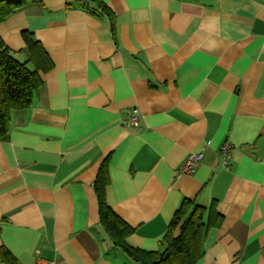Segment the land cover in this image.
I'll return each instance as SVG.
<instances>
[{
	"label": "crops",
	"instance_id": "1",
	"mask_svg": "<svg viewBox=\"0 0 264 264\" xmlns=\"http://www.w3.org/2000/svg\"><path fill=\"white\" fill-rule=\"evenodd\" d=\"M24 1L0 37L26 62L33 33L53 68L0 142V247L19 264H133L99 219L109 159L106 202L130 246L160 249L188 199L223 217L198 264H264V0H103L115 38L88 0Z\"/></svg>",
	"mask_w": 264,
	"mask_h": 264
},
{
	"label": "trees",
	"instance_id": "2",
	"mask_svg": "<svg viewBox=\"0 0 264 264\" xmlns=\"http://www.w3.org/2000/svg\"><path fill=\"white\" fill-rule=\"evenodd\" d=\"M85 8L100 15H106L112 23L115 35V16L103 0H88ZM25 1L0 0V23L21 10ZM93 4V8H90ZM90 5V6H88ZM93 12V13H94ZM28 61L17 60L11 49L0 37V142L10 139L12 116L17 111L32 108L44 81L41 73L46 74L53 68V62L42 44L33 33L23 31ZM34 66V70L29 65ZM110 182L109 159L101 166L94 190L98 199L99 219L115 246L137 264H198L203 257L204 239L211 227L220 226L223 217L216 212L215 204L207 209L194 201L184 199L178 208L169 231L156 251L134 248L127 239L135 230L107 204L105 190ZM180 226V233L175 231ZM0 264H19L16 257L2 246Z\"/></svg>",
	"mask_w": 264,
	"mask_h": 264
},
{
	"label": "built area",
	"instance_id": "3",
	"mask_svg": "<svg viewBox=\"0 0 264 264\" xmlns=\"http://www.w3.org/2000/svg\"><path fill=\"white\" fill-rule=\"evenodd\" d=\"M87 1V0H86ZM124 125L128 128H137L140 125V112L139 110H133L132 115L128 120L124 121ZM233 146L229 141H226L221 146V154L223 158V165L226 169L230 168V160L232 159ZM202 154H190L185 164L180 168V174H193L196 169L200 166Z\"/></svg>",
	"mask_w": 264,
	"mask_h": 264
},
{
	"label": "rangeland",
	"instance_id": "4",
	"mask_svg": "<svg viewBox=\"0 0 264 264\" xmlns=\"http://www.w3.org/2000/svg\"><path fill=\"white\" fill-rule=\"evenodd\" d=\"M29 67H30V69L34 70V66L32 64H30ZM132 262H133V264H137L134 261H132Z\"/></svg>",
	"mask_w": 264,
	"mask_h": 264
}]
</instances>
